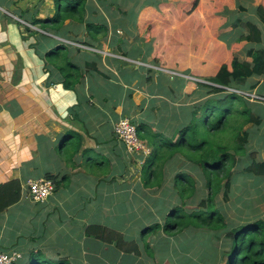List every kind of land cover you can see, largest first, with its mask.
Returning <instances> with one entry per match:
<instances>
[{
    "label": "crops",
    "instance_id": "0c3cea01",
    "mask_svg": "<svg viewBox=\"0 0 264 264\" xmlns=\"http://www.w3.org/2000/svg\"><path fill=\"white\" fill-rule=\"evenodd\" d=\"M58 1L0 0V75L11 77L15 74V68L19 67L20 75L26 80L16 84L15 99L19 104L28 102L25 109L19 106L17 110H13L10 103L0 104L1 108H6L0 111V182L18 178L22 184L20 200L2 212L4 214L12 208L15 209V232L7 226L5 217L0 219V243L7 228L10 240L3 242L12 244L11 246L16 248L15 251L18 250L19 261L23 258V251L30 255V252H36L37 247L54 237L56 232L64 233L66 240L63 242V252L57 251V256L67 259L70 264H85L87 237L83 231L85 226L90 224L86 220V204L95 201L96 180L98 184L111 188L110 202L104 201L105 205H110V211L117 205V200L122 213L127 214L133 211L134 198L152 205L166 198L164 191L155 196L151 193L154 191H149L154 189L143 185L139 176L143 164L138 167L136 162H144L146 155L130 154L125 145L115 137L114 123L126 117L135 124L145 122L153 128L155 126L162 133L171 136L172 130L167 129L172 123L165 118L168 115V107L171 110L169 115L174 114L176 120L180 119L181 122L184 120L182 117L187 116H182L183 106L190 110L193 105L187 107V102L181 99L187 96L181 93L184 87L182 84L187 80H181L169 71H161V67L155 69L154 61L150 58V54H155L154 39L150 36H140L137 32L139 21L153 17L154 10L159 12L165 0H135L136 8L132 9L133 17L129 22L119 16L122 11L117 9L125 0H85V22L106 23L108 32L105 36L98 34L96 38H92L87 35L84 23L67 20L58 32H49L48 38H43L44 41L37 43L36 31H29V26L25 25L29 31L26 34L23 31L25 26L20 20L29 23L34 18L53 16ZM259 3L260 0H237L233 17L226 23L230 38L224 36V39L228 37V43L238 34L248 31L246 22L254 23L262 32L259 43H248L236 53L240 60L245 58V53L250 47L264 48V21L256 11V5ZM128 9L130 8L127 6L126 12ZM235 24L237 27H234ZM31 37L36 39L35 45L26 44L28 49L24 46V51L29 53L31 59L40 60V75L33 89L32 76L30 73L27 75L31 65L16 62L17 55L22 50L21 42H29ZM76 37L98 48L79 44L81 50H73L70 58L73 56L83 70L86 69V61L91 64L95 62V67L90 64L92 69L87 70L74 91L64 89L59 83H54L56 87L49 88L45 84L47 73L41 60L42 55L58 42L74 45L78 40ZM150 44L153 45L152 52ZM145 67L160 72L152 73ZM262 79L261 76H252L246 82V88L248 89L247 85L250 83L259 81L253 90H261ZM147 83L151 85L150 90V86L144 85ZM112 85L115 86V91L119 92V96L110 102L112 91L109 87ZM4 87L7 90L10 88L9 85ZM153 118L157 119L156 123ZM62 138L65 139L66 153L60 149ZM61 155H65L63 163H59V160L55 163ZM15 159H22L23 162L33 160L38 165L35 169L37 172H34V167H30L32 170L28 173L22 172L19 166H15ZM44 161L48 162L47 167ZM105 163L112 166L108 174L97 172L95 177V174L90 173L93 171L91 166L102 168ZM48 172L56 177V188L54 187L46 201L34 203L26 195V180L44 178ZM112 173L116 176L110 175ZM62 174L63 177L59 180ZM64 178L71 182L73 191L64 193L65 189L59 184ZM107 197L108 192L104 191V198ZM127 204H131L129 210L124 208ZM73 220L82 222L67 229L66 226ZM21 221L24 225L20 224ZM25 226L30 228L33 235L30 241H35L37 246L22 248L24 242L19 238V234L22 236L20 232ZM136 260L131 258L128 264H133Z\"/></svg>",
    "mask_w": 264,
    "mask_h": 264
},
{
    "label": "trees",
    "instance_id": "16d2710c",
    "mask_svg": "<svg viewBox=\"0 0 264 264\" xmlns=\"http://www.w3.org/2000/svg\"><path fill=\"white\" fill-rule=\"evenodd\" d=\"M197 2L198 0L193 1L190 11L196 7ZM85 4V0H59L53 16L34 18L29 23L38 24L44 32L40 34L47 37L50 36L49 32H58L66 20L84 23L87 35L92 38H96L98 34L105 36L108 32L106 23L85 22ZM256 11L264 21V0H260L256 5ZM246 25L248 31L238 34L232 43H228L230 49L227 50L226 61L220 64L212 77L206 79L211 84L196 82L197 88L200 89L197 93L205 96L204 103L193 105L188 116L182 117L183 123L172 130L171 136L161 131H153L145 122L136 124L139 137L151 148L140 172V179L145 187L159 188L162 185L165 181L167 161L180 157L182 163L171 178V186L165 188V207L169 210L163 230L167 233H180L183 230L187 232V229L204 227L207 231H214L216 239H219V233L223 232V241L230 243L227 249L219 251L213 245L211 249L208 248V252L203 250L198 255L200 260L210 258L214 264H221L224 259L223 264H264V219L260 218L252 224L231 225L214 203V198L221 189L226 192L230 190L238 173L264 176V159H255L253 153L249 154L250 161L242 162V171H235L242 156L246 155L245 144L250 136L244 126L250 123L258 126L261 123L260 116L255 115L248 105L249 96L241 91L252 76L263 77L261 90H258L256 95L264 98V48L250 47L243 60L236 55L241 46L261 41V30L252 22H246ZM24 29L28 30V27L25 26ZM76 38L78 40L74 45L58 42L42 55L41 60L47 73L46 85L59 83L64 89L74 91L87 70L92 69L91 65L95 67V62L91 64L86 61V69L83 70L73 56L70 58L73 50H81L79 44L96 47ZM38 39L40 38L37 37V43ZM152 60L157 61L156 58ZM258 82L247 85L248 89H254ZM64 145L65 139L62 138L60 149L66 153L67 148ZM44 178L53 181L56 188V177L53 174L48 172ZM197 184L206 188L207 195L198 199L194 206L195 195L198 193ZM21 194L22 184L18 178L0 182V213L17 203ZM173 196L174 200H170ZM224 196L228 199L227 194ZM187 204H191L192 208L187 209ZM154 226L147 227L145 231ZM175 229L176 231H172ZM84 233L102 243L113 244L120 252L135 256L141 254L139 243L133 238H128L117 228L90 223L85 226ZM37 254L38 252H31L30 258L33 260ZM180 258L177 260L181 261ZM58 264L70 263L67 259L60 258Z\"/></svg>",
    "mask_w": 264,
    "mask_h": 264
},
{
    "label": "rangeland",
    "instance_id": "374dc122",
    "mask_svg": "<svg viewBox=\"0 0 264 264\" xmlns=\"http://www.w3.org/2000/svg\"><path fill=\"white\" fill-rule=\"evenodd\" d=\"M128 1L129 0H125L123 3H120L117 9L119 8L118 10L122 11L119 16L123 19H128L129 22V20L132 21V9L136 8L134 6L136 5V1L130 0L127 4ZM193 1L194 0H165V4L159 12L154 10L153 17L140 20L138 28L136 26L137 32L140 36H150L152 40L154 39L155 54H152L151 56L150 52L148 53L150 54L151 59H157L156 62H153L155 65L154 68L157 69L161 67L163 69L161 71H175L182 75L174 76L187 80L181 90L183 95H187L186 97L181 98L183 101L187 102V107L189 105L197 106L204 103L205 96H201L197 93L200 92V89L197 88L196 82L205 81L204 83L211 84L206 79L212 77L216 73L220 64L226 61L227 50L230 49L227 46L228 42L226 41L228 37L227 39H224V36H229L230 38L229 28L226 26V23L233 17L232 15L234 14V9L237 5V0H198L196 7L190 11ZM127 6L130 9L126 12L125 9ZM67 22L68 21L66 20L65 23ZM29 28V31H36L35 34H37L39 38L44 36L43 34H40L44 33L40 26L34 25V27L29 26ZM23 31L26 34L29 32L26 29ZM236 34H238V30H236ZM45 37L48 38L47 36H44V38ZM29 40L31 41L21 42L22 50L19 51L16 62L31 65L27 75L29 76L30 73L32 76V85H30L33 89L34 83L38 80L40 75V60L33 58V56V59H31L29 53L24 51V46L26 44L29 45L32 43V46L35 45L36 39H32L31 37ZM38 40L40 42L44 41V39ZM229 41L232 43L233 40L230 39ZM244 46L245 45L241 46L239 50ZM25 48L26 50L28 49L26 46ZM151 48L153 50L152 44H150V51ZM22 68L24 67L22 66ZM145 69L152 73L160 72L153 70V68L149 69L145 67ZM20 73V68L17 67L15 68V74H12L11 77L0 75V104L10 103L13 110H17L19 106L20 108L25 109L28 103L19 104L17 99H15V96L17 95L16 91H14L16 84L26 80L23 75H20ZM6 84L10 86L8 90L4 87L7 86ZM144 85L146 87L150 86V90L151 85L148 83ZM48 87H56V85H49ZM109 90L112 91L110 93V102H113L119 92L115 91V86L113 85L109 87ZM241 91L244 92L246 96H249L248 105L249 107L251 106L255 115L260 116L261 123L258 126L251 123L244 126V129H248L250 136L248 142L245 144L246 155L242 156L240 164L235 167V171L237 172L242 171V167L244 166L242 162L245 160L250 161V153H253L257 160L264 159V101L253 98L256 95V92L253 89L249 90L245 87ZM44 98H46V96H44ZM3 109L6 110V108L0 107V111H3ZM188 110L183 106L181 111L182 116L187 115ZM170 111L171 110L168 107V115L165 118H167L172 124H169L170 128L167 130H173L174 126H180L183 123L182 121L180 122V119L176 120L174 114L169 115ZM153 120L156 123L157 119L153 118ZM151 128L153 131H160V129L155 128V126L154 128ZM148 148L150 153L151 149L149 146ZM149 153L144 155L147 156ZM15 160L17 164L15 166H19L18 168L22 172H30L32 170L30 167H34V172H37L35 169L38 165L33 160H27L26 162H23L22 159ZM58 160L59 163H63L65 155L58 156L55 163H57ZM65 164L69 167L66 162ZM142 164V161L138 163L136 162L138 167ZM181 164L180 157L179 159L173 158L167 161L164 171V173H166L165 181L159 188L156 189V187H153L151 189L154 190L149 191H154L151 193L155 196H158L163 191L165 192V188L171 186V178L175 171L180 168ZM48 165V162H46V167ZM91 167H93V171L90 173L95 174L100 172L103 175H106L109 173L112 166L105 163L102 168L95 167V165ZM110 175L116 176L114 173ZM136 175L137 174L135 173L134 176L137 180ZM62 177L63 174L59 177V180L62 179ZM95 177H97L96 174ZM59 184L62 189H65L64 193L74 190V187H72L71 182L68 181L67 178H64V181L62 183L60 181ZM96 185L95 201L86 204V220L88 223H99L121 230L127 237H132L139 243L141 254L135 256L133 254L123 253L116 249L113 244H105L94 237L86 236L87 251L84 254L85 264H128L131 258L137 259L133 264H214L211 263L210 258H204L203 260L201 258L200 260L198 258L199 253L203 250L208 252V248L211 249L213 245H215L214 247H217L219 251L227 249L230 245V243H225V241H223V232H220V238L216 239L215 235H213L214 231H207L204 227L197 229L193 228V230L187 229V232L183 230L180 233H167L166 230H163V225L166 222V214L169 210L165 207L167 198L160 199L155 205L149 203L144 204L140 202V199L134 198V202L132 203L133 214H131L132 212L123 214L122 209H120L121 205L119 204V200H117V205H115L110 211V205H105L104 201L110 202L111 194L109 193L111 188H106L103 184H98L97 180ZM197 187L198 193L195 195L196 200H194V206L198 199H202L207 195L204 186L201 187L197 184ZM104 191L108 192L107 198H104ZM92 194H94V190H92ZM224 194L228 195V199ZM100 200H103V202ZM170 200H174V196L170 198ZM214 203L216 208H218L225 216V220L229 224L231 223V225L245 223L252 224L260 218L264 219V176L256 177L247 173H238L234 178L230 190L226 192L225 189H221L214 198ZM124 208L129 210L131 204L125 205ZM186 208H192V205L187 204ZM14 210L15 209L12 208L8 212L0 215L1 220H3V217L6 218L7 226L10 227L13 232H15L13 228V222L15 221ZM81 222V220H73L66 226V228L71 229ZM20 224L24 225V222L21 221ZM153 225L155 226L145 231L147 227ZM172 231H176V229ZM20 233L22 236L19 234V238L24 242H22L24 245L22 248H26V246H37L35 245L37 244L35 241H30V239L32 240L33 235L28 226L23 227ZM193 233L194 235H191ZM9 237L10 234H8L6 228L5 233L2 234V240L8 241L10 240ZM14 238H16L15 235ZM65 240L66 237L64 233L56 232L54 237L48 239V241H45L42 246L36 248L38 254L33 260L30 258L27 251L22 250L24 252L23 258L14 264H31L32 262H34V264H58L60 262V257L57 256L56 252H63V242ZM3 241L0 243V250H16V248L11 246L12 244H6ZM178 258H180L181 261H178ZM187 258H189L188 261L186 260ZM224 261L225 259L221 261V264H223Z\"/></svg>",
    "mask_w": 264,
    "mask_h": 264
},
{
    "label": "built area",
    "instance_id": "2783aa9c",
    "mask_svg": "<svg viewBox=\"0 0 264 264\" xmlns=\"http://www.w3.org/2000/svg\"><path fill=\"white\" fill-rule=\"evenodd\" d=\"M20 20V19H19ZM21 24L29 25L23 20ZM30 24L29 26H31ZM172 75L181 76L182 74L175 71L170 72ZM180 74V75H179ZM205 82V81H204ZM255 99H264L255 95ZM113 133L118 141L123 143L130 154H147L149 148L146 142L141 139L137 133L136 124L129 118H120L113 125ZM25 192L31 201L34 203H43L54 191V183L50 179L38 178L28 179L25 183ZM20 258V253L15 250L4 251L0 250V264H12Z\"/></svg>",
    "mask_w": 264,
    "mask_h": 264
}]
</instances>
